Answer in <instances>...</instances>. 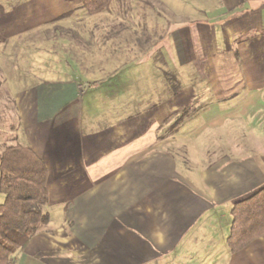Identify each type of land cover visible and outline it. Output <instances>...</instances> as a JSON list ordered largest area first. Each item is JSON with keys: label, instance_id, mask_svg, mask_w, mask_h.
Returning a JSON list of instances; mask_svg holds the SVG:
<instances>
[{"label": "crops", "instance_id": "crops-1", "mask_svg": "<svg viewBox=\"0 0 264 264\" xmlns=\"http://www.w3.org/2000/svg\"><path fill=\"white\" fill-rule=\"evenodd\" d=\"M17 1L0 0V56L26 35L23 62L2 63H23L12 115L46 165L49 220L13 264H264V235L226 245L233 204L264 186V0L174 11L152 49L176 73L196 65L198 82L140 111L149 59L130 35L161 14L32 0L18 24Z\"/></svg>", "mask_w": 264, "mask_h": 264}, {"label": "trees", "instance_id": "trees-1", "mask_svg": "<svg viewBox=\"0 0 264 264\" xmlns=\"http://www.w3.org/2000/svg\"><path fill=\"white\" fill-rule=\"evenodd\" d=\"M79 2L93 15L103 12L112 0ZM41 160L33 150L17 143L0 152V193L4 197L0 204V264H13L16 254L48 223L47 169ZM233 205L226 240L231 253L264 235V186Z\"/></svg>", "mask_w": 264, "mask_h": 264}, {"label": "rangeland", "instance_id": "rangeland-1", "mask_svg": "<svg viewBox=\"0 0 264 264\" xmlns=\"http://www.w3.org/2000/svg\"><path fill=\"white\" fill-rule=\"evenodd\" d=\"M169 4L167 7L165 4H161L156 0H112L108 8H106L103 12L99 14H105L108 18V14H140L144 17L152 15V10L164 17V22L156 27L158 28H150L149 26H145L147 21H140L138 23L139 32L143 34H138L136 36L130 35L132 39H138L140 46L144 47L145 55L148 57L149 61L144 64V81L143 85L145 90L143 93L138 91L139 96L143 95L144 100H133L134 104L139 105V111L141 109L148 110L150 107L157 105V103L163 102L164 97H168L169 95H174L182 89V87L191 85L192 82H198V68L197 66L187 65L183 68L177 70V73L174 70H169L168 67L164 66L163 54L162 52H154L152 47L157 45L160 42H165L167 37L164 33L166 30V24H168V17H172L171 14L176 12V14H189L192 9H199V0H169ZM14 4V12L12 14H20V16L16 17V21L18 24L25 23L28 21V15L32 14L29 11L32 3V0H18L17 2H13ZM2 5V4H1ZM77 7L79 9L77 10ZM74 8L73 14H87L81 6L77 5V2L73 3L72 9ZM27 13H26V12ZM147 11V12H145ZM194 13V12H193ZM6 14V13H5ZM26 14V15H24ZM107 14V15H106ZM146 14V15H145ZM165 15V16H164ZM98 18V17H95ZM147 19V17H146ZM171 19V18H170ZM144 20V19H143ZM106 21H111L107 19ZM134 22L137 21L134 19ZM26 36V35H25ZM22 37L19 39V42L16 45V48H11L8 50V55L0 56V152L6 145L17 143V135H16V123L12 114H15L16 109V99L15 97L19 95L20 87L24 86V84H20L18 82L21 77V73L24 69L21 63L20 67L15 66H4L2 62L9 61H22L25 56V43L24 39L27 37ZM18 48V49H17ZM110 49V48H109ZM152 52L149 53V51ZM108 50L106 51V53ZM154 52V56L149 57L151 53ZM193 66V67H192ZM165 71L169 76V78L163 77ZM176 73V76H175ZM142 75V70L139 67V76ZM6 77L9 78L10 83H5ZM142 79L140 78V81ZM166 80V82H165ZM171 80V82H170ZM164 87V88H163ZM163 88V89H162ZM177 88V89H176ZM176 89V90H175ZM136 94V93H135ZM159 97V98H158ZM137 99V98H136ZM131 101V100H130ZM136 105H133L135 107ZM133 107H130L129 113L131 114ZM136 109V107L134 108ZM12 138L14 140H12ZM16 140V141H15ZM3 195L0 193V204L3 201Z\"/></svg>", "mask_w": 264, "mask_h": 264}]
</instances>
